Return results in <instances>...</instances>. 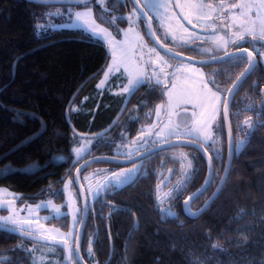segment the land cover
Returning a JSON list of instances; mask_svg holds the SVG:
<instances>
[{"label":"trees","instance_id":"obj_1","mask_svg":"<svg viewBox=\"0 0 264 264\" xmlns=\"http://www.w3.org/2000/svg\"><path fill=\"white\" fill-rule=\"evenodd\" d=\"M106 6L113 14H126L133 7L131 0H107ZM58 8L59 4L0 0V185L22 194L28 203L53 198L65 214L48 223L70 231L65 182L74 180L83 161L116 156L114 148L121 135L137 137L149 114L166 97L149 82L132 98L114 129L103 133L121 114L128 93L116 95L97 88L110 60L108 47L80 29L49 28L50 20H64L54 15ZM100 8L95 5L103 22ZM241 46L252 48L259 64L232 102L235 143L246 135L247 118L254 129L241 151L235 152L219 198L200 218L186 215L184 201L203 186L209 173L207 159L193 148V176L168 206L177 217L167 215L158 207L157 185L162 170L172 169L173 178L181 176L182 160L177 147L146 157V174L109 189L90 204L82 247L88 264H264V57L259 54L264 52V41ZM179 50L196 57L188 48ZM246 67L244 57L210 66L218 74L215 79L228 89ZM75 106L81 110L74 112ZM76 130L98 136L94 149L79 162L71 150ZM209 151L215 176L208 191L193 203L195 210L207 203L224 174L228 135L223 115L219 142ZM98 165H110L112 170L123 166L99 163L90 168ZM78 201L81 207L80 196ZM26 241L0 231V257H8L0 262L21 264L26 252L19 243Z\"/></svg>","mask_w":264,"mask_h":264},{"label":"snow or ice","instance_id":"obj_2","mask_svg":"<svg viewBox=\"0 0 264 264\" xmlns=\"http://www.w3.org/2000/svg\"><path fill=\"white\" fill-rule=\"evenodd\" d=\"M48 2V0H46ZM103 7L104 0H96ZM68 3L73 7H80L82 10L73 11L72 7H69L67 12L69 19L74 24L81 27L84 32L90 37H99L102 39L110 49L111 64L107 67L105 72V80H107L109 74L121 72L126 75L127 86L122 90L129 95L134 94L139 87L146 86L149 82H153L156 87L162 90V94L166 97L164 103H161L155 109V116L157 122L161 124V127L155 132V137L150 136L149 141L144 143H153L161 146L168 145L169 148L188 146L187 144H172L173 140H179L181 138L186 139L189 143H198L201 150L208 152L209 148L214 146L216 140L214 134L220 130L219 125H215V121L223 113L227 118L229 112L228 97L231 95L234 97L235 93L233 89L239 88L242 81L232 84V87L227 90H222L216 79L212 77L218 75L212 73L211 77H206L201 68L204 66H211L216 62H230L233 59H239L240 57L229 53L227 51L228 44H235L237 41H243L245 37L254 41H264V0H259L258 3L252 2V0H233L232 3H224V0H218L216 4H212L209 0H185L183 4L175 2V0H131L132 11L127 17H120L119 19L125 20L128 23V28L119 29L118 26L115 29L116 35L108 28L102 27L100 23H97L92 12V6L90 0H68ZM173 9H179L180 14L177 15ZM107 12V8H104ZM227 13V15H225ZM52 15L51 13L49 14ZM114 19L103 21L109 25L114 23ZM157 21L158 27L161 30V34L157 35V30L152 26V20ZM143 20L147 28V34L150 35L155 42L156 46L148 47L144 42L143 36L138 31L139 22ZM187 25L190 26L186 27ZM221 31H217V29ZM199 29V31H196ZM228 30V35L222 34L223 30ZM123 33V39H117V35ZM130 34L135 38V43L130 39ZM204 44L215 45L218 51H222L223 55L212 54L210 47H203ZM185 47L195 52L198 55H207V60H201L196 63L200 65V68L195 64L186 61H191V57L181 58L179 53L172 50L171 46ZM195 45V46H194ZM157 46L160 49L165 50V54H161L157 50ZM240 51L246 53L244 56L245 62L248 63L249 68H255L253 52L248 51L247 48H242ZM119 53V56H117ZM264 57V52L259 53ZM177 61L175 66L171 61ZM171 69V71H169ZM247 72L248 69H245ZM243 76L244 73H241ZM104 81L100 82L98 87L102 86ZM223 101V103H222ZM191 105V108L188 107ZM164 110V117L161 119V110ZM173 117H176L175 121ZM245 125L249 128L252 125L249 121H244ZM215 125V127H214ZM156 128V124L150 126L147 129L148 133H151ZM145 130L141 131L142 138ZM132 143H135L133 141ZM230 143V151H232V145ZM244 146V142L241 141L235 145L234 150L238 153ZM143 144L136 148V152H140ZM75 152V162H79L86 153V148H77ZM126 155L131 156V152H127ZM209 162L212 160V156L208 157ZM187 160V157H185ZM190 166V162H188ZM79 167L76 169L79 173ZM139 169H133L128 172H114L112 175L115 179H109L99 184L97 189L93 192V197H99L104 192L111 188H120L124 184L131 183ZM84 179H88L86 176ZM79 180V177H77ZM71 180L67 181L70 185ZM82 187V186H81ZM90 191H93L91 188ZM181 193V182H178L177 186L170 191L164 193L161 192L159 187L157 189V200L163 204L166 201H170L175 196ZM193 197H188V200H192ZM12 201L7 202L4 205H0V208L8 211L10 215L0 216V231L14 232L17 234L23 233L26 238H30L34 241L54 240L57 244L67 249L69 256L71 257L75 252V255L82 264V258L80 257L78 249H73L69 245V240L72 237V233H68L66 236L62 233V238L57 239L56 236H49V232H55L58 230L45 229L38 218H19V212L25 211V209H15ZM185 205L188 201H184ZM73 204V198L69 193V204L71 207ZM52 207L53 217L52 219L60 218V209L52 205L51 201L46 205H37V209L44 207ZM27 216L32 217L34 209L27 208ZM167 215L172 216L174 212L172 209H164ZM190 213V208L188 209ZM191 214V213H190ZM79 221L73 216V227H76ZM32 224L40 225L39 229L30 227ZM41 229H43L41 231ZM89 255H91V249H88ZM35 264V262H34Z\"/></svg>","mask_w":264,"mask_h":264},{"label":"rangeland","instance_id":"obj_3","mask_svg":"<svg viewBox=\"0 0 264 264\" xmlns=\"http://www.w3.org/2000/svg\"><path fill=\"white\" fill-rule=\"evenodd\" d=\"M184 2H185V0H180V4H183ZM237 2H238V0H237ZM252 2L258 3L259 0H252ZM90 3L92 6V12H93L94 18L96 19L97 23H100L102 27L108 28V30L112 31L114 35H116L115 29L117 28V26L119 29H125L126 30L128 28V26H129L128 23L125 20H121L119 18L120 17H127L131 13L132 8L128 12H126V14H121V13L120 14H113L110 9H107L108 10L107 12L104 11V8L107 7L106 6L107 0H104L103 7L99 3H97L96 0L94 2H90ZM224 3H226V4L232 3V0H225ZM95 5H100V7H101L100 12H103L106 20L115 18L114 23L109 25L107 23L101 22L100 19L97 17L96 12H98V11H97V9H95ZM59 6H61V8H58L54 12V15L59 16V17L64 16V20H62V21L50 20L47 23L49 28H57V29L67 28V29L83 30L81 27L74 24L73 21L69 19L68 12H67L69 7H72L73 11L82 10V8L73 7V5H69V4H65V5L59 4ZM62 7H64V8H62ZM173 10L176 12L177 15L180 14L179 9H173ZM225 15H227V13H225ZM185 26L190 28V26L187 25L186 22H185ZM138 31H139L140 35L143 36L144 42L147 44L148 47L155 46L153 43H151L149 41V39L147 37L148 34H146L147 28L145 26V23L142 20L139 22ZM196 31H199V29H196ZM160 34H161V30H160ZM222 34L227 36L229 34L228 30L227 29L223 30ZM94 38L103 41L98 36L94 37ZM117 39H123V33L122 32L119 35H117ZM130 39L132 40L133 43H135V38L132 37L131 34H130ZM246 39H248V37H245L244 40H246ZM239 42L240 41H237V43H239ZM237 43H235V44H237ZM232 45H234V44L230 43L227 45V51H229V49ZM202 46L203 47H210L212 49V54L218 55L219 53H223L222 51H218L217 47L215 45L204 44ZM171 47H173V48H185V47H177V46H171ZM255 48L260 49L258 45H255ZM108 50H109V54H110V60H109V63L107 64L105 70L103 71L102 75L100 76V78L98 80L97 88L101 92L110 91L116 95L124 94L125 92H123L122 89L125 86H127V78H126V75L122 74V70H121V72L109 74L107 80H105V72L107 70V67L111 64V53H110L109 47H108ZM161 54L163 55L164 53L161 52ZM194 54L196 55V57H199V58H205V59L208 58L207 55H198L195 52H194ZM117 56H119V53H117ZM171 63L173 66H175L177 64V61L173 60V61H171ZM196 67L200 68V65H196ZM169 71H171V69H169ZM201 71L204 72L206 77H211L212 73H214L213 69H211L210 67H207V66L202 67ZM212 78L215 79V77H212ZM101 81H104V84L102 86L98 87V85H100ZM217 82L219 83L220 88L222 90L228 89V86L223 84L221 79H218ZM151 83H153V82H151ZM162 103H164V102H162ZM222 103H223V101H222ZM188 107L191 108V105H188ZM250 109H253V107L250 106ZM80 110L81 109L77 106H75L73 108L74 112H79ZM222 115H223V113H221V115L215 121V125L220 126V121H221ZM161 119H166V117H164V110L163 109L161 110ZM175 119H176V117H173L174 121H175ZM245 121H249V123L252 125V127L249 128L247 125H245V123H243L246 135L244 137H241V136L238 137L237 144L239 142L243 141L244 145H245L246 142L248 141L253 129H254L251 118H247ZM154 123L156 124V128L153 129L151 133H148L147 129H149L150 126L153 125ZM215 125H214V127H215ZM159 127H161V124L159 122H157V118L155 116V110H154L151 114H149L148 120H146L145 123L142 125V127L140 129V133L137 135V137L130 139V136H128V133L121 135V139L118 140L117 143L115 144L114 154L116 156L121 157V158H133V157H136L137 155L147 151L148 149L157 146L156 144H153L151 142L144 143V141H149L150 136L152 138H154L155 132L159 129ZM142 130H145L144 134H143L142 138L138 139V137H141V131ZM214 139L216 140V143L212 147L217 146V144L219 142V131L214 134ZM97 141H98L97 135L84 134V133H81L78 130H76L75 135L73 136V139H72V144H71V150L73 153L74 161H75V152H74L75 149L86 148L85 156L82 158V159H84L88 155V153L94 149ZM133 141H135V143H132ZM141 144H143V147L141 148L140 152H136V148L140 147ZM127 152H131L132 155L131 156L126 155ZM177 153L179 154L178 157H180L182 160L181 176H179L177 178H173L174 173H173L172 169L166 170V171L162 170L161 171V178H160V181L157 185V189L159 187L161 192L166 193V192L170 191L171 189H173L177 186L178 182H181V191H182L183 187L187 184V182L193 176L194 159H195L194 149L191 147H177ZM185 157H187V160H185ZM188 162H190V166H189ZM133 169H139L135 179L140 174H146L143 159L136 162V163L128 165V166L117 167L115 170H112V167L110 165H98V166H95L94 168H90L89 170L85 171L83 174V182H84V185H85L87 192H88L90 204L93 205L94 202H96L100 198V196L96 197V198L93 197V192L95 189H97L99 184H101L104 181L109 180V179L114 180L115 176L112 175L114 172H128V171H132ZM0 175H1V173H0ZM86 176L88 177L87 180L84 179ZM69 180L72 181V183L70 185L67 184V181H69ZM69 180H67L65 182L63 189H64L65 194H66L65 205H67V212L69 213L70 219H71V230L70 231H66V230L62 229L61 227H58L57 225L48 223V221L50 219H52V217L54 215L51 206H49L48 208L41 207V208L37 209V207H36L37 205H46V204H49V201H51L52 205H54L56 208L60 209V217H62L65 214V210H64L63 206L58 205L54 201V199L51 197H49L47 200H41L37 203H28L25 201V198L22 194H18L6 186L0 185V205H4L7 202L12 201V202H14L13 206L15 207V209H17V210L25 209V211L19 212V218L20 219H24V218L36 219V218H38L40 220L41 224H43L45 229L58 230L55 232H49L48 233L49 236H56L57 239H60V238H62L60 236L61 233L66 236L68 233L71 232L72 237L69 241L73 245H75L79 223L77 224L76 227H73V216H75L77 218V220L79 221L80 214H81L80 213L81 207L79 206V201H78L79 192L75 188V185H74L75 182L72 179H69ZM125 185H127V184H124L123 186H125ZM123 186H121V187H123ZM90 188L93 191H90L89 190ZM114 189H117V188H114ZM48 191H49V193L55 192L53 189H49ZM69 193L71 194V197L73 198V204L71 207L68 206V204H69ZM173 199H171L170 201H166L163 204L159 203V201L157 200L158 207L162 211H164V209H168V206L172 203ZM29 207L34 209L32 217L27 216L26 210ZM7 215H10V213L8 211L0 208V216H7ZM30 227H32L34 229H39L40 225L32 224ZM42 230L43 229H41V231ZM19 247L24 248L25 252H26L25 253V260L23 262H21V264H34V262H35V264H77L76 261H73V260L67 259V258H66V262H64L63 259L60 258L61 254H62V252H61L62 248H60L58 246H52V245L37 243V242H33V241H26L24 243L23 242L19 243ZM0 258L4 259V260L8 259V257H6V256H1ZM0 264H6V263L0 262Z\"/></svg>","mask_w":264,"mask_h":264},{"label":"water","instance_id":"obj_4","mask_svg":"<svg viewBox=\"0 0 264 264\" xmlns=\"http://www.w3.org/2000/svg\"><path fill=\"white\" fill-rule=\"evenodd\" d=\"M29 2L31 3H37V4H47V3H51V4H69L68 3V0H48V2H46V0H28ZM93 1V0H90V2ZM175 2H178L180 3V0H175ZM152 26L154 29L155 28V22H154V19L152 20ZM150 36V35H149ZM150 39L151 41L154 43L155 45V42L153 41L152 37L150 36ZM156 46V45H155ZM157 49L161 52H163L165 54V50L164 49H160L159 46H157ZM172 50L176 53H179L180 54V57L183 59V58H187V57H191V61H187V62H190V63H193V64H196V65H199L198 61H201V60H207V59H201V58H196V57H193V56H189L183 52H180L174 48H172ZM250 51V50H248ZM252 52V51H250ZM230 53H233L234 55L240 57V56H245L246 53H244L243 51H240L239 50H236V51H232ZM250 59H254L255 61V68H249V66H247L246 69H248V71H244V75H240L239 77V81H242V83L240 84L239 88L242 86V84L253 74V72L255 71L257 65H258V58L257 56L254 54L253 52V57L250 58ZM222 62H216V63H212L211 65H217V64H220ZM238 82V79L235 81V83ZM143 86L139 87L138 90L132 94V95H128L127 98H126V101L124 103V107L121 111V114L117 117V119H115V121L110 125V127H108V129H106L103 133H107L109 131H111L115 126L116 124L118 123V121L120 120L121 116L125 113L130 101L132 100V98L136 95V93L142 88ZM238 88V90H239ZM237 89H233V92L237 93L238 91ZM234 95V97H235ZM233 96H229L228 97V106H229V112H228V116L227 118L224 117V122H225V126H226V131H227V135H228V157H227V162H226V167H225V170H224V174H223V177H222V180L218 186V188L215 190V192L213 193V195L210 197V199L207 201V203L199 210H195L193 209V203L198 199L200 198L201 196H203L209 189V187L211 186L213 180H214V176H215V165H214V160H213V157H212V160L209 162L208 160V156L211 155V152L208 151V152H204L203 150H201V148L199 147L198 143H195V142H192V143H189L186 139L184 138H181L179 140H173L171 143L172 144H181V145H184V144H187L188 146H181V147H191V148H194L196 150H198L208 161V165H209V173H208V177L206 179V181L204 182L203 186L198 189L196 192H194L192 195H190L189 197H193L192 200H188V198L186 199L188 201V204L185 205L184 203V211L186 213V215L192 219H198L200 218L203 214H205L211 207L212 205L215 203V201L219 198L220 194L222 193V191L224 190L227 182H228V179L230 177V173H231V170H232V167H233V161H234V158H235V138H234V133H233V127H232V121H231V106H232V102H233V99H234ZM231 142V145H232V151H230V143ZM163 149H169L168 145H163L162 146ZM172 148H175V147H172ZM162 148L161 146L157 145L139 155H137L136 157H133V158H120V157H114V156H95V157H92V158H89L87 160H85L84 162H82L78 167H79V173H77V171L75 172V182H76V185H77V188L79 190V193H80V196H81V200H82V219H81V222H80V225H79V229H78V234H77V238H76V245H75V249H78L79 251V254H80V257L82 258V264H88L87 261L84 259V256H83V253H82V244H83V238H84V234H85V230H86V226H87V223H88V220H89V216H90V209H89V205H90V200H89V197H88V193H87V189L84 185V182H83V174L84 172L92 167L93 165H96V164H99V163H109V164H115V165H123V166H126V165H131L133 163H136L142 159H145L146 157H149L159 151H161ZM77 177H79V180H77ZM82 186V187H81ZM185 200V201H186ZM190 208V213L188 211V209ZM174 212V215H172V217L176 218L177 217V212L172 210ZM165 212V211H164ZM4 232H7V233H10V234H13V235H16L20 238H23V239H27V240H30V241H33V242H37V243H43V244H48V245H52V246H58L60 248H62L65 253H66V256L67 258H71L68 254V251L66 248L60 246L59 244H57L54 240H48L47 242L43 241L42 239L39 240V241H34L30 238H26L25 235L23 233H20V234H17V233H14V232H8V231H4ZM69 245H71V243L69 242ZM73 247V246H72ZM74 249V248H73ZM79 261V260H78ZM79 263L81 264V261H79Z\"/></svg>","mask_w":264,"mask_h":264},{"label":"flooded vegetation","instance_id":"obj_5","mask_svg":"<svg viewBox=\"0 0 264 264\" xmlns=\"http://www.w3.org/2000/svg\"><path fill=\"white\" fill-rule=\"evenodd\" d=\"M225 1V0H224ZM209 2L210 3H212V4H216L217 2H218V0H209ZM232 2H233V0H232ZM156 21V20H155ZM155 26H156V30H157V33H158V35H160V29H159V27H158V25H157V22H155ZM217 31H221L219 28L217 29ZM247 41H254V40H251V39H246V40H243L242 42L240 41L239 43H237V44H234V45H232L231 47H230V49H229V52L230 51H232V50H238V49H242V48H247V49H249V50H252V51H254L252 48H248V47H242L241 45L244 43V42H247ZM179 49H181V48H179ZM256 51H259V49H256V48H254ZM255 52V51H254ZM220 54H223V53H219V55Z\"/></svg>","mask_w":264,"mask_h":264}]
</instances>
